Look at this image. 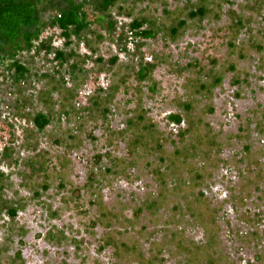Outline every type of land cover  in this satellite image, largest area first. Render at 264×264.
<instances>
[{"label": "rangeland", "instance_id": "obj_1", "mask_svg": "<svg viewBox=\"0 0 264 264\" xmlns=\"http://www.w3.org/2000/svg\"><path fill=\"white\" fill-rule=\"evenodd\" d=\"M120 1L118 21L164 28L201 3ZM204 1L208 14L176 39L142 43V62L154 65L145 81L130 45L105 68L95 59L115 46L91 39V55L73 47L90 56L81 73L24 55L27 81L0 85V199L18 208L12 220L0 211V264H264V0ZM183 103L190 129L180 139L165 118ZM36 112L49 118L41 132ZM139 112L163 153L131 149L143 129L127 122Z\"/></svg>", "mask_w": 264, "mask_h": 264}, {"label": "trees", "instance_id": "obj_2", "mask_svg": "<svg viewBox=\"0 0 264 264\" xmlns=\"http://www.w3.org/2000/svg\"><path fill=\"white\" fill-rule=\"evenodd\" d=\"M124 11L120 0H0V85L8 83L17 86L27 81L30 72L22 61L24 55L37 56L42 53L44 57L50 56V61L56 62L59 68L67 66V74L70 76L81 73L77 65L89 60L90 56L79 57L73 47L83 44L91 55L95 52L89 45L91 39L97 43L106 40L115 46L116 55L107 60L99 57L95 59L97 64L105 68L115 65L118 54L125 55L132 50L135 55L131 56L137 58L133 75L138 82L145 81L149 78L154 65L142 62L139 54L142 43L154 39L161 32L174 40L185 29L187 21L200 20L208 14L206 2L201 0V3L193 10H188L183 18H173L164 28L153 19L141 16L131 18L128 22H120L117 20L118 17H127ZM88 16L92 18L91 21L88 20ZM52 30L57 32L56 36L61 41L59 48L52 45L55 34L43 36ZM78 59L81 62H78ZM213 84V86L219 84L218 76L213 79ZM200 88H203L202 85ZM97 97L91 100L92 107H99L100 101ZM19 102L20 100L15 103ZM189 105L190 103L181 104L183 110L168 114L165 118L168 124L178 129L176 136L180 139L190 129ZM105 113L106 108L103 107L102 117ZM31 122L36 131L41 132L49 124V118L41 112H36L32 115ZM183 122H188V125L180 130L179 126ZM127 125L143 129L130 142L134 152L139 147L146 154L154 151L157 154L163 153L161 140L156 137L158 132L153 122L145 118L141 112L129 118ZM176 153L175 157H178L179 154ZM10 154L11 150L5 148L1 157L8 160ZM2 177L3 174L0 172V180ZM17 209L11 203L0 199V211H3L10 220L15 217Z\"/></svg>", "mask_w": 264, "mask_h": 264}]
</instances>
